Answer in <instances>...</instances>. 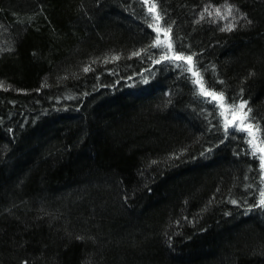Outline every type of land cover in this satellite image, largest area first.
<instances>
[{
    "label": "trees",
    "instance_id": "1",
    "mask_svg": "<svg viewBox=\"0 0 264 264\" xmlns=\"http://www.w3.org/2000/svg\"><path fill=\"white\" fill-rule=\"evenodd\" d=\"M0 82V264H264V0H0Z\"/></svg>",
    "mask_w": 264,
    "mask_h": 264
},
{
    "label": "snow or ice",
    "instance_id": "2",
    "mask_svg": "<svg viewBox=\"0 0 264 264\" xmlns=\"http://www.w3.org/2000/svg\"><path fill=\"white\" fill-rule=\"evenodd\" d=\"M145 2L147 3V0H145ZM156 9V5L155 3H153L151 5V7L149 8V12H153ZM228 15L232 14V8L231 6H228V8L226 9ZM206 12H208V9H205ZM216 14L220 15V9H216ZM209 15H211V12L208 13ZM155 20L159 21L161 19V17L159 16V14L157 13L155 15ZM203 18V16L201 17ZM226 30L231 31L232 30V26L230 25ZM155 31H157V33H159L161 31V29L157 26L155 28ZM165 35L169 36L170 39V33H171V29H165L164 30ZM157 44L159 43V35H157ZM169 50H172V44L168 43L167 45ZM133 55H139V53H133ZM118 59V57L116 58ZM161 59H174L176 61H186L190 66L186 69V71L191 72L193 77H198V79H194L193 83L199 85V89H200V94L205 96L206 98H210V99H206L205 102L207 103H213L214 107L217 108H227L228 109V114H226L224 111H221L220 115L222 117H224V129L225 132L227 133L229 131V127L231 126L232 129L235 130H243V131H247L248 135L250 137H253L254 133L259 131V128H253L250 125L246 126L245 125V121L248 120V116L249 113H251V108H247V102L246 101H242L239 105H235V104H226V103H222V101H226V98L224 97L223 93H217L214 90H208L204 83H203V77L200 76V74L196 71H193V67L191 65H193L194 61H193V56L189 55V56H185L182 53L181 54H173L171 57L169 56H164ZM157 63H159L160 61L157 60ZM178 67H182V65L178 64ZM90 69L85 68L84 71H89ZM3 86V83L0 82V87ZM246 109V110H245ZM238 110L242 111V115L239 117V123H237L235 120L233 121H229L228 119V115H232L233 117L236 116V113ZM248 143L250 145L253 146V155L256 154L257 151L260 152H264V148H258L254 143H253V139H249ZM260 143H264V141H260ZM261 160V167L264 168V155H262L260 157ZM260 196H261V200L259 202L261 207H264V191L260 192ZM232 203H236V201H232Z\"/></svg>",
    "mask_w": 264,
    "mask_h": 264
},
{
    "label": "rangeland",
    "instance_id": "3",
    "mask_svg": "<svg viewBox=\"0 0 264 264\" xmlns=\"http://www.w3.org/2000/svg\"><path fill=\"white\" fill-rule=\"evenodd\" d=\"M159 35V40H160V42L162 41V40H164V41H166V43H168L169 41H168V38H167V36L165 35V33H162V34H158ZM171 55V52H166V53H164V56H170ZM254 137L256 138V135H255V133H254ZM259 143V142H258ZM257 142H255V144H256V146H262L260 143V145L258 144ZM264 148V147H263ZM262 155H264V152L262 153ZM257 156H260V154L257 152Z\"/></svg>",
    "mask_w": 264,
    "mask_h": 264
}]
</instances>
